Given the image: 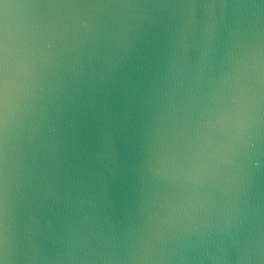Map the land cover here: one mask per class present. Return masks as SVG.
Masks as SVG:
<instances>
[{
  "label": "clouds",
  "instance_id": "9594fccd",
  "mask_svg": "<svg viewBox=\"0 0 264 264\" xmlns=\"http://www.w3.org/2000/svg\"><path fill=\"white\" fill-rule=\"evenodd\" d=\"M0 264H264V0H0Z\"/></svg>",
  "mask_w": 264,
  "mask_h": 264
}]
</instances>
